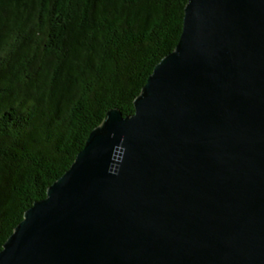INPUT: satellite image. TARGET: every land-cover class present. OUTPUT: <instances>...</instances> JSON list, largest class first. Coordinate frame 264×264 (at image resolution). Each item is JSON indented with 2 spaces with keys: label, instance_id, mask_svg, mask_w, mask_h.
I'll return each mask as SVG.
<instances>
[{
  "label": "water",
  "instance_id": "obj_1",
  "mask_svg": "<svg viewBox=\"0 0 264 264\" xmlns=\"http://www.w3.org/2000/svg\"><path fill=\"white\" fill-rule=\"evenodd\" d=\"M133 110L106 113L0 264H264V0H187Z\"/></svg>",
  "mask_w": 264,
  "mask_h": 264
},
{
  "label": "trees",
  "instance_id": "obj_2",
  "mask_svg": "<svg viewBox=\"0 0 264 264\" xmlns=\"http://www.w3.org/2000/svg\"><path fill=\"white\" fill-rule=\"evenodd\" d=\"M187 0H0V251L172 53Z\"/></svg>",
  "mask_w": 264,
  "mask_h": 264
}]
</instances>
